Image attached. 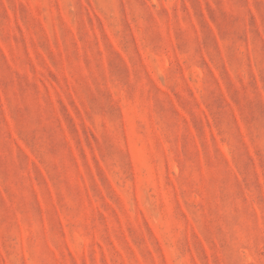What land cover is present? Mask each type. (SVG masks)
<instances>
[{
    "label": "rangeland",
    "instance_id": "obj_1",
    "mask_svg": "<svg viewBox=\"0 0 264 264\" xmlns=\"http://www.w3.org/2000/svg\"><path fill=\"white\" fill-rule=\"evenodd\" d=\"M0 264H264V0H0Z\"/></svg>",
    "mask_w": 264,
    "mask_h": 264
}]
</instances>
